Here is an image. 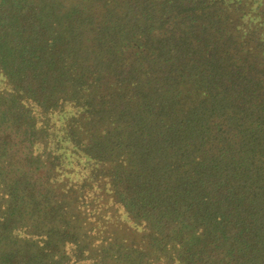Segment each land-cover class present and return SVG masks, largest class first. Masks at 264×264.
<instances>
[{"label": "trees", "instance_id": "obj_1", "mask_svg": "<svg viewBox=\"0 0 264 264\" xmlns=\"http://www.w3.org/2000/svg\"><path fill=\"white\" fill-rule=\"evenodd\" d=\"M0 264H264V0H0Z\"/></svg>", "mask_w": 264, "mask_h": 264}, {"label": "rangeland", "instance_id": "obj_2", "mask_svg": "<svg viewBox=\"0 0 264 264\" xmlns=\"http://www.w3.org/2000/svg\"><path fill=\"white\" fill-rule=\"evenodd\" d=\"M128 236V235H127ZM129 237V236H128Z\"/></svg>", "mask_w": 264, "mask_h": 264}]
</instances>
